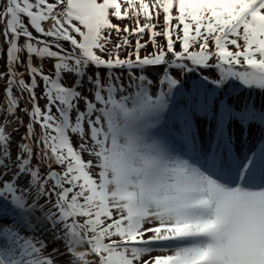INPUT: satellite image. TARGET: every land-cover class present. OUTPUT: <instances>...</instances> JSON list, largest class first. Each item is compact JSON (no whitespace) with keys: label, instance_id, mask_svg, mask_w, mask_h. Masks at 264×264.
<instances>
[{"label":"snow or ice","instance_id":"snow-or-ice-1","mask_svg":"<svg viewBox=\"0 0 264 264\" xmlns=\"http://www.w3.org/2000/svg\"><path fill=\"white\" fill-rule=\"evenodd\" d=\"M0 264H264V0H0Z\"/></svg>","mask_w":264,"mask_h":264},{"label":"rangeland","instance_id":"rangeland-1","mask_svg":"<svg viewBox=\"0 0 264 264\" xmlns=\"http://www.w3.org/2000/svg\"><path fill=\"white\" fill-rule=\"evenodd\" d=\"M114 22H116V23H120V24H122V25H124V24H130V21H128L127 19H125V20H123V21H114ZM133 40H134V38H133ZM129 50H130V49H129ZM148 51H151V46H149ZM159 70H160V69H155V71H159ZM38 91H39V90H38ZM246 94H247V93H241V97H243V96L246 95ZM260 99H261L260 93H259V92H256V101H257V103L260 102ZM41 103H43V101H41ZM25 122H27V117H25ZM9 130H11V126L9 127ZM23 131H24V129L21 128V129H20V133H23ZM20 133H17V134H16L15 139H18V138H19ZM13 157H15V144H13Z\"/></svg>","mask_w":264,"mask_h":264},{"label":"trees","instance_id":"trees-1","mask_svg":"<svg viewBox=\"0 0 264 264\" xmlns=\"http://www.w3.org/2000/svg\"><path fill=\"white\" fill-rule=\"evenodd\" d=\"M11 127H14V125H11Z\"/></svg>","mask_w":264,"mask_h":264}]
</instances>
